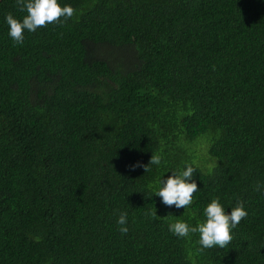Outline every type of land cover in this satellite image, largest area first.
Masks as SVG:
<instances>
[{
	"label": "trees",
	"instance_id": "trees-1",
	"mask_svg": "<svg viewBox=\"0 0 264 264\" xmlns=\"http://www.w3.org/2000/svg\"><path fill=\"white\" fill-rule=\"evenodd\" d=\"M62 2L14 44L0 0V264H264V0ZM185 162L193 203L166 207ZM214 197L248 211L226 247L169 231Z\"/></svg>",
	"mask_w": 264,
	"mask_h": 264
},
{
	"label": "clouds",
	"instance_id": "clouds-1",
	"mask_svg": "<svg viewBox=\"0 0 264 264\" xmlns=\"http://www.w3.org/2000/svg\"><path fill=\"white\" fill-rule=\"evenodd\" d=\"M17 4L26 14L21 18L12 13L5 16L8 26V35L14 44H22L25 39V31L35 32L39 27L49 23L63 22L70 19L75 13L71 4L63 3L62 0H17ZM162 157L152 154L147 165L140 161L130 165L131 170L143 167L145 171L150 165L161 166ZM169 175L159 177L155 184L153 194L160 198V202L166 207L185 209L193 203V193L198 190V181L194 176L196 168L192 163L185 162L181 169H172ZM168 172V173H169ZM256 192L264 191V183H257ZM248 211L245 202L237 198L233 206L228 208L221 203L219 197H214L203 208V220L195 225L187 220L179 219L169 223V231L178 238H187L190 234H198V242L201 249L213 247H226L232 240V232L237 228L240 221L247 217ZM122 234L128 232V213L121 211L117 219Z\"/></svg>",
	"mask_w": 264,
	"mask_h": 264
}]
</instances>
